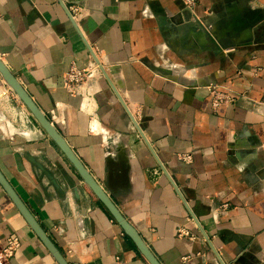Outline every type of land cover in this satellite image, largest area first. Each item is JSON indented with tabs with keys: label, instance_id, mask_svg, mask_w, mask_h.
<instances>
[{
	"label": "crops",
	"instance_id": "0c3cea01",
	"mask_svg": "<svg viewBox=\"0 0 264 264\" xmlns=\"http://www.w3.org/2000/svg\"><path fill=\"white\" fill-rule=\"evenodd\" d=\"M0 58L160 264H264V0H0ZM0 171L68 264H149L1 73ZM10 235L59 264L0 185Z\"/></svg>",
	"mask_w": 264,
	"mask_h": 264
},
{
	"label": "water",
	"instance_id": "95a60500",
	"mask_svg": "<svg viewBox=\"0 0 264 264\" xmlns=\"http://www.w3.org/2000/svg\"><path fill=\"white\" fill-rule=\"evenodd\" d=\"M70 14V13H69ZM70 17L73 19L72 15ZM97 59V58H96ZM100 69L102 70L103 74L110 82L111 86L115 90L116 96L125 108L127 114L133 121L134 125L138 129L141 136L145 139V136L139 127L136 119L134 118L133 114L131 113L130 109L125 104L123 98L111 82L107 72L100 64L98 59L96 60ZM0 73L3 76L6 84L15 92L17 97L23 102V104L27 107L35 121L38 125L43 129V131L48 135V137L57 145V147L61 150V152L65 155L68 161L73 165V167L78 172L79 176L82 178L84 183L89 187V189L93 192V194L100 200V202L105 206V208L109 211V213L113 216L116 222L120 225V227L124 230L126 235L134 242L137 249L141 252V254L145 257V259L149 262V264H160L154 255L151 253L147 245L143 242L141 237L139 236L136 229L123 217L117 207L113 204L107 193L101 187V185L93 178V176L89 173L83 163L78 159L75 155L72 148L69 146L65 138L57 131L56 127L53 123L47 118L45 113L40 110V108L36 105L18 79L11 73L8 67L0 58ZM146 140V139H145ZM161 165V164H160ZM164 173L169 177L170 181L172 182L173 186L177 190L179 196L183 199L181 193L179 192L175 182L170 177L168 172L166 171L165 167L161 165ZM0 185L3 187L4 191L10 197L12 202L15 204L17 209L20 211L24 219L27 221L29 226L35 232V234L39 237L48 251L52 254V256L56 259L59 264H68L65 258L60 253L59 249L55 245V243L51 240V238L47 235V233L43 230V228L39 225L35 217L32 213L28 210L24 202L12 188L10 183L4 177L2 172L0 171Z\"/></svg>",
	"mask_w": 264,
	"mask_h": 264
},
{
	"label": "built area",
	"instance_id": "2783aa9c",
	"mask_svg": "<svg viewBox=\"0 0 264 264\" xmlns=\"http://www.w3.org/2000/svg\"><path fill=\"white\" fill-rule=\"evenodd\" d=\"M184 1L187 9L193 11L195 0ZM69 10L73 19L77 20L81 17L82 12L78 6L73 4ZM96 69H98V66L95 64L91 70ZM90 73H92L90 69L78 68L76 63L73 62L69 71L64 76L65 86L72 92L76 87L84 84L89 79ZM210 96L214 108H218L231 101L230 95L219 87H212L210 89ZM185 160L190 161L191 156H186ZM21 247L22 243L17 235H10L5 238L0 236V264H14L13 259Z\"/></svg>",
	"mask_w": 264,
	"mask_h": 264
}]
</instances>
